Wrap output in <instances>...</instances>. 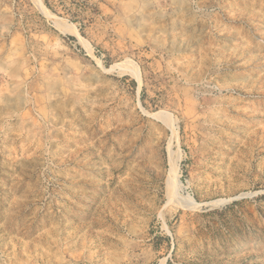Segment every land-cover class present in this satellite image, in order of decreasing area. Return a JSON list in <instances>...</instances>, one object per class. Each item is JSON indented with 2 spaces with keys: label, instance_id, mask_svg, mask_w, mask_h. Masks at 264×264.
Masks as SVG:
<instances>
[{
  "label": "rangeland",
  "instance_id": "1",
  "mask_svg": "<svg viewBox=\"0 0 264 264\" xmlns=\"http://www.w3.org/2000/svg\"><path fill=\"white\" fill-rule=\"evenodd\" d=\"M0 264H264V0H0Z\"/></svg>",
  "mask_w": 264,
  "mask_h": 264
},
{
  "label": "bare ground",
  "instance_id": "2",
  "mask_svg": "<svg viewBox=\"0 0 264 264\" xmlns=\"http://www.w3.org/2000/svg\"><path fill=\"white\" fill-rule=\"evenodd\" d=\"M60 30H61V27H60ZM170 167H171L170 174L174 177L175 176V172H176V168H177L176 164H172ZM190 200L192 201V199H190Z\"/></svg>",
  "mask_w": 264,
  "mask_h": 264
}]
</instances>
